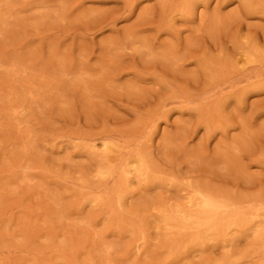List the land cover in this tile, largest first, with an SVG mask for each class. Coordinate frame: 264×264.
Listing matches in <instances>:
<instances>
[{
    "label": "rangeland",
    "instance_id": "374dc122",
    "mask_svg": "<svg viewBox=\"0 0 264 264\" xmlns=\"http://www.w3.org/2000/svg\"><path fill=\"white\" fill-rule=\"evenodd\" d=\"M0 264H264V0H0Z\"/></svg>",
    "mask_w": 264,
    "mask_h": 264
}]
</instances>
